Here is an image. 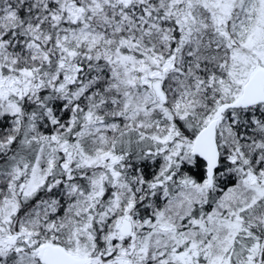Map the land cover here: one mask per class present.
<instances>
[{"label": "snow or ice", "instance_id": "1", "mask_svg": "<svg viewBox=\"0 0 264 264\" xmlns=\"http://www.w3.org/2000/svg\"><path fill=\"white\" fill-rule=\"evenodd\" d=\"M0 264H264V0H0Z\"/></svg>", "mask_w": 264, "mask_h": 264}]
</instances>
